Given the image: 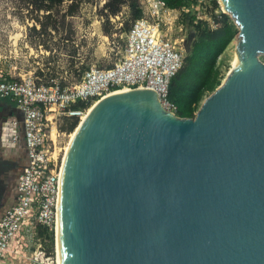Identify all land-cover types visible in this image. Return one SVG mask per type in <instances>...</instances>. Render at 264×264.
Listing matches in <instances>:
<instances>
[{
	"label": "water",
	"instance_id": "obj_1",
	"mask_svg": "<svg viewBox=\"0 0 264 264\" xmlns=\"http://www.w3.org/2000/svg\"><path fill=\"white\" fill-rule=\"evenodd\" d=\"M224 1L240 61L194 117L138 88L100 99L80 125L62 264H264V0Z\"/></svg>",
	"mask_w": 264,
	"mask_h": 264
},
{
	"label": "built area",
	"instance_id": "obj_2",
	"mask_svg": "<svg viewBox=\"0 0 264 264\" xmlns=\"http://www.w3.org/2000/svg\"><path fill=\"white\" fill-rule=\"evenodd\" d=\"M156 6L173 11L161 0ZM125 35L123 54L117 62L85 70L71 86L0 71V105L10 98L23 116L22 122L14 118L3 125L2 146L14 148L15 154L23 150L26 156L6 195L10 202L0 216V259L47 232H56L64 172L58 136L66 134L59 130L60 122L81 118L90 102L99 98L138 88L154 90L162 106L177 115L169 86L183 67L184 46L168 38L159 23L145 17L135 19ZM78 104L86 106L76 107Z\"/></svg>",
	"mask_w": 264,
	"mask_h": 264
},
{
	"label": "rangeland",
	"instance_id": "obj_3",
	"mask_svg": "<svg viewBox=\"0 0 264 264\" xmlns=\"http://www.w3.org/2000/svg\"><path fill=\"white\" fill-rule=\"evenodd\" d=\"M110 1L67 0L48 20L44 13L31 11L27 0H0V71L18 78L32 75L42 83L56 81L71 86L81 79L85 70L113 65L123 54L126 36L123 27L130 26L134 19L127 3L117 15H109L106 4ZM135 1L143 10L142 17L153 24L159 23L164 34L176 44L183 45L187 39L194 13L212 22L209 17L213 10L211 0H188L185 8L171 12L156 6L157 0ZM217 1L219 8L215 13L219 14L224 9L221 1ZM71 4H75L74 15L67 14ZM38 20L47 25L42 28ZM48 22L55 23L57 28ZM237 38L236 35L218 59L222 81L232 68ZM260 58L264 62V53ZM210 94L206 93L204 99ZM97 101L90 102V108ZM80 121L78 117V124ZM62 125L65 120L60 122ZM65 133L58 136L61 157L72 131ZM0 264H57L56 232H47L45 237L10 251L0 259Z\"/></svg>",
	"mask_w": 264,
	"mask_h": 264
},
{
	"label": "trees",
	"instance_id": "obj_4",
	"mask_svg": "<svg viewBox=\"0 0 264 264\" xmlns=\"http://www.w3.org/2000/svg\"><path fill=\"white\" fill-rule=\"evenodd\" d=\"M66 1L27 0V3L32 8L31 11L44 13L43 15L49 20L53 16L56 8L63 5ZM161 1L168 8L179 10L185 8L189 2L188 0ZM126 3L132 8V17L134 20L143 16V10L139 8L135 0H111L106 4L109 15H117ZM211 4L213 10L210 12L209 17L212 22L207 19L205 20L203 17L200 18V13H194L191 16L190 24L192 29L195 30L196 36L193 40L190 53L185 56L183 67L172 77L170 82L169 98L177 105V115L180 117H194L206 93H212L221 84L222 73L218 65V59L238 33V28L229 14L224 12L219 14L215 13V9L219 8L218 1L211 0ZM75 12V4H71L67 14L74 15ZM38 22L42 28L47 25L41 20H38ZM48 23V25L57 28L55 23ZM130 27L131 25H126L123 29L127 32ZM65 85L63 83L61 84L62 87ZM4 100L12 101L10 98ZM80 105L86 106L84 104H78L76 107ZM77 125L78 118H65V125L61 126V130L71 132L75 130ZM43 234L44 232H41V235Z\"/></svg>",
	"mask_w": 264,
	"mask_h": 264
},
{
	"label": "crops",
	"instance_id": "obj_5",
	"mask_svg": "<svg viewBox=\"0 0 264 264\" xmlns=\"http://www.w3.org/2000/svg\"><path fill=\"white\" fill-rule=\"evenodd\" d=\"M4 101V102H3ZM0 105V216L9 200L6 195L10 191L18 170L26 161L25 152L22 150L19 154H15L14 148L2 146V130L3 125L12 119H18L22 122V112L17 109L12 101L3 100ZM22 124V123H21ZM21 131L23 126L21 125Z\"/></svg>",
	"mask_w": 264,
	"mask_h": 264
},
{
	"label": "bare ground",
	"instance_id": "obj_6",
	"mask_svg": "<svg viewBox=\"0 0 264 264\" xmlns=\"http://www.w3.org/2000/svg\"><path fill=\"white\" fill-rule=\"evenodd\" d=\"M220 1H221L222 8L224 9V11H226L225 1L224 0H220ZM235 44L236 45L238 44V38L236 39ZM239 61H240L239 54H238V51H237V48H236L235 57H234V60L232 62V68H234L235 66H237L238 63H239ZM113 93H115V92H113ZM100 99H102V98H99L97 100L99 101ZM95 104H94V106H95ZM94 106L92 105L91 108L89 106L90 109L88 108L87 111L83 114V116L81 117L80 123L77 125V127L75 128V130L72 131V133L69 136L68 142L66 143L65 147L63 148V151H64V155H63V169L65 167L66 158H67L69 149H70L71 144H72V142H73V140H74V138H75V136L77 134V131H78L80 125L82 124V122L84 121V119L86 118V116L89 114V112L92 110V108ZM56 253H57V264H62V254H61V247H60V208H59V214H58V222H57V226H56Z\"/></svg>",
	"mask_w": 264,
	"mask_h": 264
}]
</instances>
